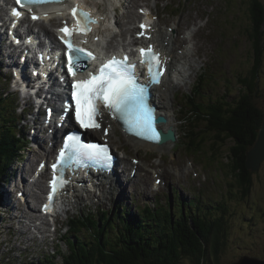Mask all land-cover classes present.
<instances>
[{
  "label": "rangeland",
  "instance_id": "374dc122",
  "mask_svg": "<svg viewBox=\"0 0 264 264\" xmlns=\"http://www.w3.org/2000/svg\"><path fill=\"white\" fill-rule=\"evenodd\" d=\"M89 1L92 2V4H94L95 6H98L99 2H102V0H98L99 2L97 0H89ZM110 1L113 2V5H109V7L118 5V0H107V2ZM132 1L135 2V0ZM137 1L139 3L137 4V6H141V8H143L144 10L147 11L148 8H152L153 10L156 11L153 20L155 18H158L160 22V17L158 13L159 14L161 13L163 17V23L165 24L169 23L173 25L175 24V22H178L179 25L185 27L184 22H186V26L188 28L190 27V25L191 27H193L196 24V22L194 20V16L190 15V13H194L197 15L201 14V17L198 18L199 25L196 26L194 29H198L196 30L198 38L201 40H206V43L210 46V48L208 52L204 54L206 57L204 59V62L199 64L201 68L204 69L202 71H198L196 74L195 72L197 69H195L191 74V77L193 79L192 82L193 85L191 86L187 84L182 87H179V91L176 95L177 98H181L182 100V102L179 103V110L181 112L179 114V117L181 118V120L185 118V120L183 119L182 121L179 122H177V120H179L180 118L179 119L176 118L175 120L177 123L180 124V128L178 132L181 133V135L179 134V138L181 139V144H182V142L186 141V137L184 134V131L186 130V126L184 125V121L187 123L186 125H188L189 121L187 120V118L195 119L197 117L194 116L193 114L189 115L190 111L194 107L195 109H197V104L202 105L200 107L201 110V108L203 109V107L213 104V99L219 98L220 96L223 97L227 94H230L231 97L235 98L237 96L236 94L239 93L237 92V89L239 90L241 88L240 86L241 79H243L244 77H248L255 72L254 68L256 67L257 64L256 61L257 50L255 47V39H253L252 36L253 25L251 21L252 11L250 8L251 7L250 0H137ZM261 1L264 3V0ZM170 4L171 6H176L178 8V11H180V16H176L178 12L176 14L171 12L172 7L170 6ZM137 6L130 7L129 9L132 8L137 9ZM106 7H107V3L104 5L103 9H106ZM124 7L118 9L119 13L116 14L117 16L123 13V11L125 10ZM103 9L101 8L99 11L101 13H104ZM137 10H138L137 13L141 12L139 9ZM110 11L112 13H115L113 8H111ZM3 13L4 10L0 7V15ZM169 19L171 20L168 21ZM119 22L121 23V20H119ZM133 22L134 19L132 17L128 21V24L132 25ZM165 24L163 25L166 26ZM262 30H263L262 39H263V47H264V24ZM187 31L190 32L192 30L188 29ZM109 33L110 31L106 33L104 31L101 34V36H103L102 39L107 40V35ZM1 39L2 37L0 35V40ZM4 55H6L5 52H3V50L0 49V56H2V60L0 59V65L6 64V62L8 61L6 60V57ZM3 60L4 62L2 63ZM8 71L9 70L6 67H3L1 69L0 88H5L7 89V91H10L8 86V81H9L8 73L10 72ZM201 76L203 78L202 81H201ZM6 78L8 81H6ZM211 78H213V80ZM209 80L211 83H213V85L209 83ZM196 82L197 83L201 82V85H198ZM188 85L190 87H188ZM194 86L195 88L193 89L192 87ZM238 86H240V88H238ZM257 89L259 95V97L257 98V102L264 111V51L262 52ZM189 94H191L192 98L189 97ZM14 96L13 99L15 100L16 98L17 101L18 100L17 97L19 98L20 94L17 93V96L15 94ZM214 104H216V101L214 102ZM22 105L24 107L25 102H22ZM169 111L170 114H172V117H175L174 113L170 109ZM195 111L196 110H193L192 112ZM19 112H21V109L18 110V113ZM196 121H198V124L197 127L194 128L193 130L192 134L194 136L196 135V133L199 134L201 131L205 132L204 124H202V122L204 121L197 120V118ZM181 122H183V124H181ZM31 125H33L32 121L30 122V126ZM22 126L26 131V133H28L29 128L25 127L26 124L22 122ZM117 133L120 136H122L121 137L122 140L113 137L114 142L117 141L115 142V144L117 143V146L123 145L126 149L128 148L127 149L128 153L130 151L132 155L139 157L140 155H143L145 157V161H148V159L150 160L152 156H160L159 158V162H161L160 166L167 165L169 162L173 164L172 169L168 171L164 170L163 172V174L167 173L169 175L168 177L169 190L165 192V188H163L161 190V193L160 192L155 193L152 191V188L154 187L153 186L154 181L148 180L145 183L147 184V189H149L151 192V195H146V196L151 197L155 195L156 196L155 201H157L158 205H162L163 207H165V210L171 211V205L174 206V209H172L173 211L172 214H174L175 219H177V224L180 222L181 223L187 222V224L190 223L191 220L193 219L192 215H195V217L198 215L201 217V219L208 216L210 218H213V212H216L215 209L220 206L219 201L222 200L227 201L226 204H228L227 205L228 211L224 212L220 216L218 215L219 216L218 218L223 220V224L227 223L224 226L226 231L225 235L224 237H222V242H227V244L223 252L221 253L219 259L217 261L216 259L213 260V264H231L238 261L239 258L242 257V255H246V254L250 256L252 255L253 257H257L260 259H264V162H262L260 169L254 172L253 174L254 180H253V188L251 190V194L246 199L242 200L239 195V192L237 191V188H235L236 186H234L233 182H231L230 180V178H232V175L230 171V166L228 164L229 163L228 155L230 154L231 147L233 146L231 140H227L224 143L219 142L220 145H216V144L214 145L216 139H213V142H210L209 139L212 133L210 134L207 133V135L209 136H205L206 143H202L204 145L200 146V149H197L200 151L193 152L192 154L190 153L186 154L185 150L182 147L181 148L178 147L177 150L175 151L172 149L173 148L172 147L169 150V152L165 153L162 152L159 148H154V147L148 148L144 145H142L139 150L137 148H133L132 146L133 142L128 141V139L123 137V135L119 132V127ZM214 135L215 134L213 133V136ZM193 141L194 139L190 141L192 145L195 144L193 143ZM211 147H214V151L213 149H211ZM39 152L40 151H37V153ZM137 152H139V154H137ZM30 157H32V153L30 151H27L25 157L22 158L21 163H15L10 167L9 172L6 175L7 178L4 175L3 180L0 183V190L2 192L5 191V194L10 193V196L13 195L11 194V191L18 188V186L16 185L17 178L13 179V181H15V183L14 182L12 183L13 188H9L8 186H5L2 182L5 179H9L11 177V174H13L14 172H16V174H22V171L24 170V164L28 162L27 159H30ZM218 160L220 162H218ZM154 161H157V159H155ZM150 164L154 165L156 163L150 162ZM177 165L181 167L178 168L174 167ZM216 166H218L219 168L216 169ZM128 167L129 170H131L132 166L130 165L129 160H128ZM178 169L185 170V173L180 174L178 172ZM173 174L176 175L173 176L174 182H172L170 178V176H172ZM187 174H189L188 177L183 176L184 179L182 177L181 181L180 182L178 181L177 178H180L182 175H187ZM140 182L141 180L138 179V181H135L131 185L124 186L123 187V189L125 190L124 198H122L120 195L118 196V194L111 192V199L115 198V201L117 199L127 200L129 186L132 188V191L135 192V194L132 195L129 194L128 202L126 206V208H128V211L124 209L125 213L129 211H133V213H137L138 209L142 207V198L144 197L143 194L145 193L143 192L142 189L143 187L141 185L142 182L141 183ZM149 183L151 184V186L149 185ZM200 189L205 191V193L201 192ZM154 191H156V189H154ZM42 193L43 191L41 190L40 192H34V194H40V195H42ZM34 194L31 197L34 200L39 201L41 198L37 199L34 196ZM81 199L82 197L80 198V200ZM176 199L178 200V204H176ZM184 200H186V202H184ZM202 201L204 202V204L210 202L211 204H213V207L209 208L208 210L201 208ZM12 205L15 206V208H13L14 219H19L21 221H24L25 219H27L28 216L29 217L32 216L34 222V220L38 218L36 217L38 212L37 210L35 211H33L32 209L28 211L23 210L21 208H18V206L15 205L14 202H11L9 206L7 204H5L4 206L5 207L8 206V209H10ZM109 205L111 204L107 203L106 206L108 207ZM4 206H0L1 207L0 210L5 208ZM185 207H187L189 213L187 215V218H185L184 216L181 217L179 215V212H177V211H181L184 213ZM33 208L37 209L35 205H33ZM191 209H194L199 214L198 213L190 214L192 213ZM100 210L102 211V209ZM22 213H24L26 217L22 218L21 217ZM82 213L85 217L88 215L87 211H83L81 212V214ZM10 215L11 213L9 211L5 210V213L3 214L0 211L1 219L5 218L6 220H8L6 216H10ZM59 221H61V219H59ZM162 222H163L161 226L162 229L164 230L167 229V227H169L168 222L167 221H162ZM6 224H7L6 226H3V223H0V241L3 240V238H5V235L4 236L2 235L3 232L6 233L10 232L11 241L9 242L7 247H3V245L0 243V255H2L5 251L10 249H13L16 253L20 251L22 252L29 251L30 253L36 254L38 256L48 252L46 251L48 249L45 245H40V247L36 249L39 245H36L34 242H23L24 245L23 246L20 245V242H16V239L19 238L20 236L24 237L23 235H21L19 229L20 227L18 226L17 228L9 227L8 223ZM65 225L66 223H63L61 229L59 230L57 234L56 242H58L59 240V243L64 245V252L67 254L70 250L69 248L70 246L68 242L62 241V238H64L63 234L66 231ZM10 228H12L11 231ZM26 230L28 229L25 226H23L22 232ZM80 233L83 236L84 240H91L90 235H88L87 232H80ZM23 240H25V237L23 238ZM26 240H28V238H26ZM41 243L43 244L44 242ZM49 248L53 249L51 248V246H49ZM30 258L31 257H28V259ZM183 258H185V260L183 261L182 264H191L189 263L191 261L188 255H185ZM28 259H26V257L15 256L14 259L10 261L11 262L10 264H24V262L29 261ZM59 259L61 260V257H59Z\"/></svg>",
  "mask_w": 264,
  "mask_h": 264
},
{
  "label": "trees",
  "instance_id": "16d2710c",
  "mask_svg": "<svg viewBox=\"0 0 264 264\" xmlns=\"http://www.w3.org/2000/svg\"><path fill=\"white\" fill-rule=\"evenodd\" d=\"M250 4L252 36L257 50L255 72L241 79V88L238 86L240 89H237L239 93H235V98L230 94L220 96L213 99V104L215 101L216 104L203 107L202 111L199 105L193 115L197 116V120L204 121L202 124L205 132L196 133L193 138L195 144L192 146L190 143L187 148L189 151H200L197 149L206 143L205 136H209L207 133H212L210 142L216 139L214 145L231 140L233 146L228 155L232 175L230 180L242 200L251 194L253 188L254 171L248 167V152L255 145L264 120V111L257 102L258 77L264 51V3L261 0H250ZM9 99H12L9 93L0 92V183L4 175L8 174L11 163L19 156L24 141L16 132V111L10 110L12 101ZM196 118L195 123L189 124L193 128L198 124ZM187 136L190 137V132ZM211 149L214 151V147ZM219 202L220 206L213 212V218L208 216L201 219L198 215H192L193 219L188 224H177L175 218L173 221L171 211L158 212L153 209H146L144 214L128 213L117 217L108 210L86 217L82 214L71 221L63 234L62 241L68 242L70 246L67 254L64 245L58 240L51 247L53 249L47 248L48 252L40 256L29 251L17 254L13 249L7 250L0 255V264H10L15 256L26 259L31 257L24 264H182L185 255L190 257L191 264H213V260L219 259L227 244L222 242L227 223L223 224V220L218 217L228 211V204L226 200ZM211 207L213 204L210 202H201V208L208 210ZM181 215L187 218L188 214L182 212ZM162 221L169 224L165 230L161 227ZM80 232H87L91 240H84ZM10 241L11 237L8 239Z\"/></svg>",
  "mask_w": 264,
  "mask_h": 264
},
{
  "label": "snow or ice",
  "instance_id": "6c2138e0",
  "mask_svg": "<svg viewBox=\"0 0 264 264\" xmlns=\"http://www.w3.org/2000/svg\"><path fill=\"white\" fill-rule=\"evenodd\" d=\"M21 2V0H17ZM25 4L40 5L44 3H63L65 0H22ZM72 14L78 17L79 28L69 29L67 26L61 31L68 33L69 39L61 37V40L68 45L71 55L68 58L69 71L78 69L80 56L95 59L91 52H86L80 47H73L71 35L74 31H91L90 25L95 23V18L90 12L80 9L78 6L72 9ZM13 15L19 16L18 11ZM38 19L37 15L32 16ZM142 29L148 27L142 24ZM140 35H144L142 31ZM144 62L148 64V71L152 83H159L163 75V61L159 53L151 46L147 49H140ZM75 75V72H73ZM75 118L84 129L99 128L97 118L102 115L98 102H103L105 108L114 116H118L127 125L129 131L135 130V134L145 139L159 141L160 133L155 128L154 110L148 105L145 98V88L138 85L135 80V65L128 62V58L117 59L112 57L106 64L101 65L99 72L87 79L77 80L74 84ZM107 131V130H105ZM66 158H74L78 163L93 162L110 168L111 155L106 144L84 143L79 135H71L67 138L64 149L59 153V159L63 162ZM52 168L58 171V165L53 164ZM66 180L62 176H54L52 184L53 194L62 187ZM53 197L50 196V201ZM50 204H46L45 210H49Z\"/></svg>",
  "mask_w": 264,
  "mask_h": 264
},
{
  "label": "bare ground",
  "instance_id": "6f19581e",
  "mask_svg": "<svg viewBox=\"0 0 264 264\" xmlns=\"http://www.w3.org/2000/svg\"><path fill=\"white\" fill-rule=\"evenodd\" d=\"M106 1L107 0H102L104 5L106 4ZM190 15L194 16V20L196 22L195 26H198L199 25L198 24L199 23L198 18L201 17V14L197 15L194 13H190ZM58 17L60 19H64V20L70 19L71 29H73V28L78 29L79 28L78 17H75L73 15H70V17H69V15L58 16ZM39 24L43 28L48 27V26H46L45 22H43V21H40ZM167 25L169 27H164L163 24H160V23H158L154 26V29L152 30V32L154 33L153 42H155L158 45V47L161 49V51L164 52V54L166 55L167 60L169 61V63H168L169 70H179L177 75L180 76V78L183 77L185 83L189 84V80H190L191 76L188 73V71L192 70V69H196L197 65L204 62V59L206 58L204 54H206L208 52L210 46L206 43V40H201L198 38L197 31H196L198 29H194L190 32L187 31L189 28L186 26V22H184L185 27H182L181 25H179L178 22H175V24H173V25L167 23ZM100 31H101L100 27L96 26V27H93L91 29V31H89V32L76 30V31H74V33H82L85 36L91 37V36H93L94 33H95L94 36L100 35L101 33L96 34V32H100ZM149 32H151V31H149ZM51 33H52L53 37L56 39V35H55L53 30H51ZM0 44H1V40H0ZM168 56L171 57V60L168 59ZM207 57H208V55H207ZM3 62H4V60L2 61V63ZM7 62H8L7 65L10 64L9 60ZM182 62H184L183 66L181 65ZM3 65L4 64H2L1 68L4 67ZM174 81L175 80L173 79V77H172V79L169 78L164 83V87H162L158 90L157 101H158L159 105L161 106V115H164V116L169 118V121L166 124L162 125V127L165 128V130H167L169 127H173L178 132V130L180 128V124L177 123L175 120H176V118L177 119L180 118L179 114L181 112L179 110V103H181L182 100H181V98H177L176 95L179 91V87H182L183 85H178V84L174 83ZM10 101H14L13 97ZM38 104H40V103H38ZM169 109L174 113L175 117H172V114H170ZM37 119L38 120L40 119L39 116H37ZM107 125H108L107 128H109L111 131L110 135H108V137H110L111 140H113V137H116L117 139L122 140V138H121L122 136H120L117 133L118 132V126L113 124V122H111V121H109ZM104 133H105V131L103 130L102 135H105ZM54 138H57V134H55ZM130 140H131V142H133V144H132L133 148H137L138 150L140 149V147L142 145H144L148 148H150V147L159 148L162 152H167L172 147L174 148V145H175L170 141L159 145V143L146 142L143 140H139L135 137H131ZM120 147L125 148L123 145H120ZM126 151H128V150L126 149ZM48 153L50 154L51 150H49ZM38 154L40 155L41 152H39ZM128 160L129 159L126 160L123 158V159H121V164H120V167H122V169H123L122 172L127 174V175L130 171H132L133 168H135V164L129 160L130 165L132 166L131 170H129ZM117 168H118V166H117ZM155 172H159V170L156 169ZM178 172L180 174L181 173L184 174L185 170L178 169ZM47 173L48 172L44 173L42 175L41 179L36 183L38 188L43 192L45 191V188H46L45 180L47 177ZM139 175H141V174H138V177H139ZM6 178H7V176H6ZM135 181H136V179H131L130 177H128L126 180H124L123 177L121 176V174L119 173V171L118 172L116 171L115 172V179L112 182V184L111 185H108V184L102 185L103 186V194L99 197L98 205L101 207H107L106 206L107 203L108 204L110 203L111 205H113L115 203V198L111 199V192L118 194V196L120 195L122 198H124L125 197V190L123 189V187L127 186V185H131ZM13 182L15 183V181H13ZM82 182H83V180H79L78 185H75V187L78 189L79 192L81 191V189L79 188L80 187L79 185ZM16 185L18 186L17 189H19L21 187L20 185H18V183ZM141 185L143 186L142 189H143V192L145 193V195H151L150 190L147 189V184L144 182ZM27 186H29L28 182L26 183L25 187H27ZM168 186H169V184H168ZM34 192L32 193V195L34 194ZM79 192L77 193L76 197H77V202H79V204H80L85 199L82 197V199L80 200L81 196H80ZM3 193L5 194V191H3ZM40 194H34V196L37 199L41 198L40 200H42L43 193H42V195H40ZM94 198L95 197H94L93 193L89 192L88 199L95 201ZM30 209H32L33 211L37 210L38 212H37L36 217H39L40 210L38 208L34 209L32 206ZM17 217H19V216H17ZM21 217L22 218L26 217V215L24 213H22ZM27 218H29L31 221H33L32 216L31 217L28 216ZM37 219H35L34 222Z\"/></svg>",
  "mask_w": 264,
  "mask_h": 264
},
{
  "label": "water",
  "instance_id": "95a60500",
  "mask_svg": "<svg viewBox=\"0 0 264 264\" xmlns=\"http://www.w3.org/2000/svg\"><path fill=\"white\" fill-rule=\"evenodd\" d=\"M170 133L164 134V141L169 140L170 137L175 139L174 134L172 132ZM262 162H264V120L255 145L248 152V167L256 172L260 169ZM231 264H264V259L243 255L238 261Z\"/></svg>",
  "mask_w": 264,
  "mask_h": 264
}]
</instances>
